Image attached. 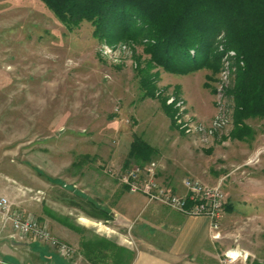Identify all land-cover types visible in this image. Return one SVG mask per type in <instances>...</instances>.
<instances>
[{
    "label": "rangeland",
    "instance_id": "obj_1",
    "mask_svg": "<svg viewBox=\"0 0 264 264\" xmlns=\"http://www.w3.org/2000/svg\"><path fill=\"white\" fill-rule=\"evenodd\" d=\"M93 30L88 22L66 29L41 0H0V190L9 191L2 198L74 249L104 231L103 215H95L97 197H104L99 188L120 184L117 175L126 168L155 163L157 178L169 185L221 179L225 192L223 177L264 147L257 138L264 119L245 122L256 133L251 141L228 139L229 91L243 61L223 34L209 68L173 74L153 62L144 35L108 42ZM105 46L112 55L102 53ZM178 103L206 126L221 108L230 124L200 145L178 125ZM135 138L153 150L148 160L129 159ZM256 167L245 178L264 182V157L244 168ZM70 204L75 215H61L72 211ZM58 221L70 230L65 239L53 234ZM117 228L130 238L131 231ZM219 232L216 264L229 251L239 255L231 264L264 263V215H223Z\"/></svg>",
    "mask_w": 264,
    "mask_h": 264
},
{
    "label": "trees",
    "instance_id": "obj_2",
    "mask_svg": "<svg viewBox=\"0 0 264 264\" xmlns=\"http://www.w3.org/2000/svg\"><path fill=\"white\" fill-rule=\"evenodd\" d=\"M41 1L68 30L88 22L93 34L108 42L144 35L152 42L153 62L173 74L209 68L216 58V38L223 34L227 47L243 61L229 91L233 113L228 139H253V129L245 122L264 119V0ZM152 151L135 138L128 157L140 163ZM95 215H103L105 221L111 218L101 208ZM79 248L88 264H131L133 260V252L96 235L80 240Z\"/></svg>",
    "mask_w": 264,
    "mask_h": 264
},
{
    "label": "crops",
    "instance_id": "obj_3",
    "mask_svg": "<svg viewBox=\"0 0 264 264\" xmlns=\"http://www.w3.org/2000/svg\"><path fill=\"white\" fill-rule=\"evenodd\" d=\"M257 138L261 142L264 141V130L258 131ZM246 163L235 165L223 177L228 178L225 184L226 206L223 215H264V199H261L264 197V182L261 176L245 178L248 174L259 172L261 169L256 167L254 168L256 171H251L244 168L247 166ZM160 183L176 194L185 192L181 181L177 185ZM99 191L104 196L103 199L96 196L99 206L108 212L111 218L109 221H103L107 224L104 231L94 235L133 252L131 264H216L213 261L216 257L214 252L216 241L210 238L209 221L206 218L187 217L160 204L149 202L141 194L129 193L120 184L104 185L99 188ZM39 192L42 193L41 190ZM8 195L7 189L0 190V198L8 197ZM258 195L260 200L256 197ZM10 204L12 205L11 202ZM71 207L72 211L67 210L61 215H75V210L72 205ZM118 226L131 231L130 238L126 236L128 234H121ZM56 227L58 228L53 227L52 231L58 238L65 239L69 235L70 230L59 221ZM129 239L135 244V249L131 248ZM34 241L37 240L31 237H19L10 224L3 222L0 212V258L3 262L8 264L69 263L59 258L46 244L41 242L42 246H38ZM75 249L76 255L73 262L88 264L82 256L79 244Z\"/></svg>",
    "mask_w": 264,
    "mask_h": 264
},
{
    "label": "built area",
    "instance_id": "obj_4",
    "mask_svg": "<svg viewBox=\"0 0 264 264\" xmlns=\"http://www.w3.org/2000/svg\"><path fill=\"white\" fill-rule=\"evenodd\" d=\"M113 52L110 47L102 48V53L106 56L112 55ZM177 106H179L178 125L184 134L194 137L200 145H207L216 132L224 130L230 124L229 118L221 108L206 126L185 115L181 103ZM262 157H264V147L258 148L246 164H257ZM117 177L120 185L129 193L141 194L149 202L160 204L187 217L206 218L209 221L211 240L220 239L219 224L226 206V196L220 183L208 185L196 178H185L181 181L184 194H176L158 181L155 163L128 167ZM0 212L3 222L10 224L19 237H31L40 241L52 248L59 258L68 261V264H75L73 262L75 249L56 239L45 225L32 219L31 215L24 216L12 209V205L4 198L0 199ZM237 256L238 254H233L231 251L226 252L224 260L220 262L231 264L232 257ZM0 264L8 263L0 258Z\"/></svg>",
    "mask_w": 264,
    "mask_h": 264
},
{
    "label": "bare ground",
    "instance_id": "obj_5",
    "mask_svg": "<svg viewBox=\"0 0 264 264\" xmlns=\"http://www.w3.org/2000/svg\"><path fill=\"white\" fill-rule=\"evenodd\" d=\"M233 254H238L237 252H232ZM239 258V255L237 257H232V261L231 262H234L236 261L237 259Z\"/></svg>",
    "mask_w": 264,
    "mask_h": 264
}]
</instances>
